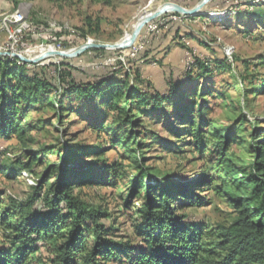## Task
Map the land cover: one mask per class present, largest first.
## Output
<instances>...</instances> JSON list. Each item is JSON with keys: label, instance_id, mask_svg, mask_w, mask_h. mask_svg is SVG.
<instances>
[{"label": "trees", "instance_id": "16d2710c", "mask_svg": "<svg viewBox=\"0 0 264 264\" xmlns=\"http://www.w3.org/2000/svg\"><path fill=\"white\" fill-rule=\"evenodd\" d=\"M20 1L2 0L1 3L7 8L8 2L16 10ZM261 13L264 14V10ZM92 25L90 23V29ZM97 29H100L99 24ZM183 33L189 38L194 37L190 31L177 28L172 41L177 39L180 47L186 49L180 41ZM162 34L155 40L151 38L136 60L129 64V69L137 75L134 83L129 81V72L126 71L125 77L116 69H109L75 79L69 62L39 67L0 56V138L15 137L26 145L24 138L34 129L33 122H28L29 115L51 109L59 124L65 120V113H70L85 117L83 120L90 128L100 134L111 115H124V126L114 129L117 134L122 132L132 140H154V144H161V139L152 135L150 130L138 129L135 124L141 123L145 117L166 124L167 116L163 121L159 118L164 116L163 111L168 105L175 115H180L174 123L164 125L170 135L178 139L173 143L174 147L182 148L184 136L192 138L193 150L202 157L211 147L214 150H209L208 157L214 163L212 170L224 173L227 179L219 180L217 175H211L209 169L201 166L197 177L174 184L166 178L154 180L142 167V161L131 160L136 165V173L134 179L129 180L133 191H128L124 202L127 211L124 224H131L135 238L127 239L119 235L117 219H112L105 211L89 209L73 193L74 184L88 183L86 180L81 182L66 175L55 176L54 182L48 184L47 175H44L32 187L26 200L11 199L10 205L4 207L0 197V223L13 230L15 246L11 250L0 246V264H264V141H257L264 130L257 127L252 134L254 161L249 173L237 170L227 158L230 145L241 144L238 139L223 135L219 142L203 146L204 134L210 130L201 124L205 107L201 100L214 97V86L208 83L214 77L215 69L228 74L230 65L225 58L207 62L191 56L192 64L186 67L180 63L184 49L176 59L163 63L169 50L159 44ZM152 61L162 65L158 69L162 78L159 86L139 74L141 65L150 67L147 64ZM174 68L178 69L177 73ZM52 71L57 77L50 76ZM149 77L153 81L158 79L157 74ZM261 83L264 85V80ZM258 91L255 88L251 94L256 95ZM89 109L93 112L91 117L85 113ZM196 117L199 124L193 130ZM182 122L192 130H185L186 134H182L186 128L175 127V123ZM124 143L114 141V147L103 146L97 150L110 151L120 145L130 154ZM95 150L68 140L59 151V157L68 164L69 157H94ZM121 166L113 161L105 163L100 168L102 178L89 183L112 184L120 177ZM7 168L0 165L1 172ZM15 175L13 170L7 173L8 177ZM138 187L143 196L139 208H135L131 200ZM209 191L224 197L228 207L234 210L235 218L229 225H206L201 219L183 214L185 209L207 205L201 195ZM13 221L16 222L12 225ZM39 246L45 251L38 255Z\"/></svg>", "mask_w": 264, "mask_h": 264}, {"label": "rangeland", "instance_id": "374dc122", "mask_svg": "<svg viewBox=\"0 0 264 264\" xmlns=\"http://www.w3.org/2000/svg\"><path fill=\"white\" fill-rule=\"evenodd\" d=\"M202 1L21 0L18 8L14 10L8 2L7 8H4L0 0V56L18 61L21 59L37 60L35 65L39 67L69 62L72 78L75 79H81L93 73L107 72L109 68H102L100 64L112 59L118 74L125 77V66H128L131 61L123 62L120 58H125L123 56L126 50L103 48L101 50L107 53H100L97 50L100 48L93 47L82 51L75 57L53 55L50 51L70 55L87 43L112 46L122 42L128 38L127 36H131L143 18L153 16L164 6L174 5L191 11ZM261 10H264V0H208L193 15L168 11L147 21L139 30L133 43H137L142 37H148L152 32L154 22L168 19L173 21L166 26L167 28L160 31L158 35L153 34L155 38L163 33V37L158 39L160 42L166 36H172L178 27L194 35L189 38L186 33L181 34L183 38L180 41L186 48H181L184 49L180 60L181 65L192 64L193 59L185 58L186 52L207 62L224 58L227 60L230 73L226 74L222 70L215 69L214 77L209 79L208 83L214 86V97L208 96L201 100L205 106L201 113V124L210 130L208 134H204L202 143L205 146L210 142H219L223 135L238 139L241 144H231L227 158L237 170L245 173L250 172V166L254 161L251 151L252 134L258 128L264 130V93H260L264 91V85H261L263 84L261 80H264V14ZM217 14L222 15L218 17ZM18 16L22 18L21 23H18ZM90 23L93 24L91 29ZM98 24L100 29H97ZM22 25L28 27L19 30V26ZM35 28L42 32L41 36L30 34V30ZM71 31L77 34L78 41L69 40L66 33L69 34ZM172 37L174 38V35ZM43 50H47L45 55L41 54ZM167 59L163 58V63H166ZM161 67L160 63L156 68L141 65L139 74L141 78L143 76L159 86L162 78L158 69ZM182 67L180 66L181 69ZM173 71L177 73L178 69L174 68ZM156 74L158 78L156 81L150 79L149 76ZM54 75L56 76L52 71L50 76ZM136 76V72L130 69L129 81L136 82ZM255 88L259 91L256 95H252L251 92ZM91 110L85 111L91 114L88 117L93 115ZM164 110V116L159 119L163 121L167 116L166 124L174 123L180 116L175 115L168 105ZM134 116L139 115L134 114ZM84 118L65 113V120L59 124L53 110L43 109L29 115L28 122H33L34 129L24 138L26 145L20 143L15 137L0 138V165L4 168L8 167L2 172L0 170V197L4 207L10 205L11 199L26 200L32 193V187L36 186L38 180L44 175H47L48 184L54 182L55 176L66 175L81 182L86 180L88 183L74 184L73 193L89 209L105 211L113 217L112 219H117L120 224L119 235L134 239L131 224H124L127 220L124 202L128 197V191L130 193L133 191V185L129 180H133L136 173V165L131 163V160L142 161V167L154 180L166 178L174 184L197 177L201 166L209 169L211 175H217L219 180L227 179L224 173L212 170L214 163L208 156L209 150L214 149L207 148L206 155L202 157L193 150L192 138L186 136L183 137L182 148L177 147L176 149L173 143H176L178 139L170 135L164 127L165 123L161 125L145 117L141 119V123L135 124L138 129L150 130L152 135L161 139V144H154V140L153 142L142 139L132 140L122 132L118 135L114 129L124 126V115L120 117L111 115L102 134L92 130L89 123L83 120ZM92 120L93 118H90V121ZM133 120L136 119L133 118ZM193 124V130H195L199 124L198 117L194 119ZM183 125H185L184 122L175 123L177 128H186L182 130V134H186L185 130L188 132L192 130L190 126ZM68 140L79 146L95 148L96 155L86 158L69 157L68 164H65L61 156L59 157V151L66 146ZM114 141L125 142L124 146L130 150V154L120 145L110 151L97 150L99 147L112 146ZM257 141H264V133L258 137ZM57 149L58 152H56ZM201 159L203 161L199 162ZM112 161L122 164L117 181L110 185L89 183L90 180L102 178L100 168ZM12 170L16 175L8 177L7 173ZM219 183L220 181L217 184ZM232 189L235 191V188ZM139 190V187L136 188L131 200L135 208H139L142 202L143 192ZM201 196L207 200V205L185 209L183 214L201 219L206 225H229L235 218L234 210L228 207L224 197H218L213 191L203 192ZM15 222L13 221L12 225ZM13 234V230H8L0 223V246L10 250L14 248ZM39 247L38 255L45 251L43 246Z\"/></svg>", "mask_w": 264, "mask_h": 264}, {"label": "built area", "instance_id": "2783aa9c", "mask_svg": "<svg viewBox=\"0 0 264 264\" xmlns=\"http://www.w3.org/2000/svg\"><path fill=\"white\" fill-rule=\"evenodd\" d=\"M172 21L173 20L166 19V21H165L164 19H161V20H159L157 22H154L153 29L151 30L152 32H151V34H149L148 37H142L141 39H139V41L137 43L132 44L131 46H129L126 49H122V50H126L127 52L123 56V57H125L124 59L120 58L121 61H123V62H125V60L128 61V62L129 61H131V62L135 61L137 55L139 54V52L143 51L146 48V46L149 43V40L151 38H154L153 34L157 33V35H158L159 32L163 31V29L167 28L166 26H168V24L171 23ZM21 22H22V18H19V16H18V23H21ZM174 23H176V21ZM26 27H28V26L27 25L19 26V30H24V29H26ZM30 34L33 35V36H41L42 32L39 31V30H36V28H35V29L30 30ZM66 34L68 35L69 40H77L78 41V36H77V34L75 32L71 31V32H69V34L68 33H66ZM155 38H157V37H155ZM50 52H51V54H54V51H50ZM46 53H47V50L46 51H44V50L41 51V54L45 55ZM186 57L189 60L191 59V55L189 54V52L185 53V58ZM19 61L22 62L21 60H19ZM35 63H30V64L28 63L27 65L33 66V65H35ZM113 63H115L114 60L108 59V60H105L100 65H101L102 68L115 69ZM124 65H126V64H124ZM148 66H150L152 68H156V67H158V63L156 61H152L151 63L148 64ZM186 67H188V65H186ZM97 68H100V66H97ZM125 71L126 72H130L129 64H128V66L127 65L125 66Z\"/></svg>", "mask_w": 264, "mask_h": 264}, {"label": "water", "instance_id": "95a60500", "mask_svg": "<svg viewBox=\"0 0 264 264\" xmlns=\"http://www.w3.org/2000/svg\"><path fill=\"white\" fill-rule=\"evenodd\" d=\"M208 0H203L195 9L191 10V11H187L181 7H178V6H170V5H166L164 6L163 8H161L156 14H154L153 16H147L145 18H143L139 24L137 25L134 33L130 36V38H126L125 40H123L122 42L120 43H117V44H114L112 46H105V45H92L91 43H87L85 44L84 46H82L81 48H79L77 51L71 53L70 55L68 54H63V53H58V52H55V54H58L60 56H65V57H69V56H77L79 55V53H81L82 51L88 49V48H100V49H114V50H119V49H126L128 48L129 46H131L134 42H135V39H136V36L139 32V30L142 28V26L149 20H152L153 18L163 14V13H167L168 11H171V12H181L183 14H188V15H193L195 14L202 5H204ZM21 61L23 63H35L36 61L34 60H26V59H21Z\"/></svg>", "mask_w": 264, "mask_h": 264}, {"label": "crops", "instance_id": "0c3cea01", "mask_svg": "<svg viewBox=\"0 0 264 264\" xmlns=\"http://www.w3.org/2000/svg\"><path fill=\"white\" fill-rule=\"evenodd\" d=\"M180 27H178L179 29ZM177 33V29L173 32V35ZM172 35V36H173ZM172 36H166L165 39L161 40L160 45L163 47L168 48L169 52L166 54V56L164 58H168L167 62L170 60H174L176 59V56L181 53L182 49L180 47V43L178 42L177 39H175V41L173 40ZM175 36V35H174ZM163 37V36H162ZM161 37V38H162ZM172 37V38H171Z\"/></svg>", "mask_w": 264, "mask_h": 264}, {"label": "bare ground", "instance_id": "6f19581e", "mask_svg": "<svg viewBox=\"0 0 264 264\" xmlns=\"http://www.w3.org/2000/svg\"><path fill=\"white\" fill-rule=\"evenodd\" d=\"M217 15H218V17H220L222 14H217ZM127 34H128V33H127ZM127 34H126V35H127ZM127 37L130 38V36H127ZM124 39H125V38H124ZM52 53H53V52H52ZM54 54H55V52H54ZM54 54H53V55H54Z\"/></svg>", "mask_w": 264, "mask_h": 264}]
</instances>
